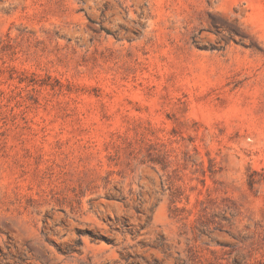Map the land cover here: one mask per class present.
<instances>
[{
  "label": "rangeland",
  "instance_id": "374dc122",
  "mask_svg": "<svg viewBox=\"0 0 264 264\" xmlns=\"http://www.w3.org/2000/svg\"><path fill=\"white\" fill-rule=\"evenodd\" d=\"M0 264H264V0H0Z\"/></svg>",
  "mask_w": 264,
  "mask_h": 264
}]
</instances>
